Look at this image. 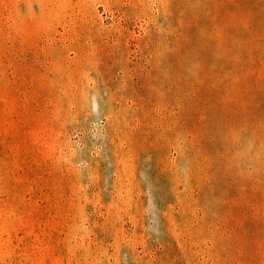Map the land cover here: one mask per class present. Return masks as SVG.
<instances>
[{"label":"rangeland","instance_id":"rangeland-1","mask_svg":"<svg viewBox=\"0 0 264 264\" xmlns=\"http://www.w3.org/2000/svg\"><path fill=\"white\" fill-rule=\"evenodd\" d=\"M0 264H264V0H0Z\"/></svg>","mask_w":264,"mask_h":264}]
</instances>
